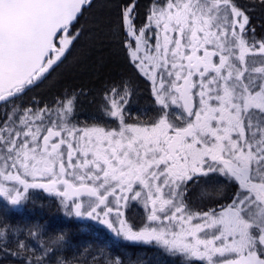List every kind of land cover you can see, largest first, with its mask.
I'll list each match as a JSON object with an SVG mask.
<instances>
[{
	"label": "snow or ice",
	"instance_id": "obj_1",
	"mask_svg": "<svg viewBox=\"0 0 264 264\" xmlns=\"http://www.w3.org/2000/svg\"><path fill=\"white\" fill-rule=\"evenodd\" d=\"M82 45L131 75L37 99ZM29 205L164 264H264V0H0V264H147Z\"/></svg>",
	"mask_w": 264,
	"mask_h": 264
},
{
	"label": "trees",
	"instance_id": "obj_2",
	"mask_svg": "<svg viewBox=\"0 0 264 264\" xmlns=\"http://www.w3.org/2000/svg\"><path fill=\"white\" fill-rule=\"evenodd\" d=\"M247 2V0H245ZM261 13L257 10V24L259 25ZM85 49V51H84ZM82 58L78 60V63L66 73L69 81L88 82L90 80H96L98 76L108 77L114 76L119 69L122 68L123 63L121 57L118 56L115 48L105 49L103 52L90 51L86 45L80 47ZM59 82L62 83V78L59 77ZM61 84H59L60 86ZM58 86V87H59ZM55 88V87H54ZM49 88L47 92L54 94L60 88ZM44 96V94H43ZM18 219L31 220L38 219L46 221L52 228H67L73 236L74 241L79 243L95 242L97 244L106 245L110 248L112 254L121 256L122 258L136 259L140 258L141 253H144L143 247H121L120 244L112 239L108 232L102 228H97L95 225L92 228L87 227L89 222L69 221L62 214L55 212V209H49L45 207L43 209L39 207L33 208L31 205L27 206L24 211L17 216Z\"/></svg>",
	"mask_w": 264,
	"mask_h": 264
},
{
	"label": "flooded vegetation",
	"instance_id": "obj_3",
	"mask_svg": "<svg viewBox=\"0 0 264 264\" xmlns=\"http://www.w3.org/2000/svg\"><path fill=\"white\" fill-rule=\"evenodd\" d=\"M115 48V47H114ZM118 56L121 57V61L123 63V66L121 69H119L117 71V73L113 76V77H116L120 74H123V75H131V70L130 68L127 66V64L125 63L124 59H123V54L122 52L119 51L118 48H115ZM82 53L80 52L79 55H81ZM75 56V52L73 53V57ZM78 60L80 59H73L72 57L69 58V61L65 63V65H63L61 68H60V76L62 78V84H61V88H60V91H59V94L61 92H63L65 89H70V88H78L79 86H85V87H93L96 85L97 83V79L96 80H90L88 82H81V80L75 82V81H69V79H67V76H66V73L73 69V67L76 65V63H78ZM140 83V87H141V90L143 91L144 89V85L142 82H139ZM42 88L40 87L39 89H37L34 93V95L36 96L37 99H43V100H49L48 98H45L44 99V96L43 94H40L39 91L41 90ZM58 94V95H59ZM144 102V99L142 98L141 99V104H143ZM84 109H85V114H87L88 112L91 111V107L88 105V104H85L84 105ZM134 212L135 214L137 215V217L139 216H142L143 215V211L142 209L140 208H135L134 209ZM80 222H88V221H80ZM91 223V222H89ZM107 231V230H106ZM108 232V231H107ZM108 235L112 238V239H115L113 238V236L108 232ZM116 240V239H115ZM121 247H139V246H134L132 244H129V243H126V242H122V241H119V240H116ZM167 259L165 258L164 260H162L160 263H163L164 264V261H166ZM170 264V262H169Z\"/></svg>",
	"mask_w": 264,
	"mask_h": 264
},
{
	"label": "rangeland",
	"instance_id": "obj_4",
	"mask_svg": "<svg viewBox=\"0 0 264 264\" xmlns=\"http://www.w3.org/2000/svg\"><path fill=\"white\" fill-rule=\"evenodd\" d=\"M86 48V45H84ZM81 47V46H80ZM80 47H78L74 52H75V59H81L82 56L79 55V53L81 52ZM85 51V49H84ZM60 69L57 70L56 73H53V76L50 78L49 81H46L45 84L41 85V90L39 91L40 94H44V99L48 98L49 100L55 96L59 94L60 90H57L56 93L51 94V92H47V90L49 88L53 89L54 87L56 88H61L62 86L59 84H62L59 82V77L60 76ZM59 86V87H58ZM54 88V89H55ZM103 229V228H102ZM106 232V229H103ZM140 258H143L147 264H163L160 263L162 260H164L165 258L167 259V257H163L162 254L158 253L157 250L153 249V248H144V253H141Z\"/></svg>",
	"mask_w": 264,
	"mask_h": 264
},
{
	"label": "bare ground",
	"instance_id": "obj_5",
	"mask_svg": "<svg viewBox=\"0 0 264 264\" xmlns=\"http://www.w3.org/2000/svg\"><path fill=\"white\" fill-rule=\"evenodd\" d=\"M40 208V207H39Z\"/></svg>",
	"mask_w": 264,
	"mask_h": 264
}]
</instances>
